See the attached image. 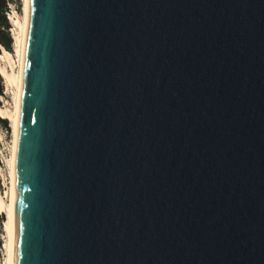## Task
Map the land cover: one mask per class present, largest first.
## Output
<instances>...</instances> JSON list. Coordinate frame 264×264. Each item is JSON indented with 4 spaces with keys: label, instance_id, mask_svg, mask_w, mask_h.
Instances as JSON below:
<instances>
[{
    "label": "water",
    "instance_id": "obj_1",
    "mask_svg": "<svg viewBox=\"0 0 264 264\" xmlns=\"http://www.w3.org/2000/svg\"><path fill=\"white\" fill-rule=\"evenodd\" d=\"M10 264H264V0H27Z\"/></svg>",
    "mask_w": 264,
    "mask_h": 264
},
{
    "label": "bare ground",
    "instance_id": "obj_2",
    "mask_svg": "<svg viewBox=\"0 0 264 264\" xmlns=\"http://www.w3.org/2000/svg\"><path fill=\"white\" fill-rule=\"evenodd\" d=\"M27 0H23L22 17L17 15L10 17L11 24L17 29L12 32V52L16 58L17 70L13 68V64L10 62L9 55L1 50L0 56V76L2 78V87L6 90H10L13 108L0 106V117L8 120L12 129V145L9 147V155L5 162L7 163L9 171V189L6 192L8 202L5 203L0 197V211L6 213L7 222H5V231L7 234V240L5 243V264H10V249L12 242L13 220H14V208L15 197L17 189V176H18V164H17V143H18V125L20 115L21 104V89H22V68H23V45H24V26L26 18ZM15 17V18H14ZM3 56L7 59L9 67L4 63Z\"/></svg>",
    "mask_w": 264,
    "mask_h": 264
},
{
    "label": "rangeland",
    "instance_id": "obj_3",
    "mask_svg": "<svg viewBox=\"0 0 264 264\" xmlns=\"http://www.w3.org/2000/svg\"><path fill=\"white\" fill-rule=\"evenodd\" d=\"M18 1L17 5V16L22 17V9H23V0L22 2ZM15 18V17H14ZM13 30L17 33V29L15 30V27L13 26ZM11 53L9 55L10 62L13 64V68L17 70V62L16 58L12 52V47L10 48ZM9 51V52H10ZM1 53V52H0ZM4 63L9 67L7 59L5 56H3ZM11 91L8 89H4V93L2 94L0 98V106L2 107H8L10 109L13 108V102L11 97ZM7 121V129H5L0 124V197L4 200L5 203L8 202L6 192L9 189V171L7 167V163L5 162V159L7 160V157L9 155V147L10 144L12 145V129L10 123ZM5 222H7V217L5 212L0 211V264H5V243L7 240V234L5 231Z\"/></svg>",
    "mask_w": 264,
    "mask_h": 264
},
{
    "label": "trees",
    "instance_id": "obj_4",
    "mask_svg": "<svg viewBox=\"0 0 264 264\" xmlns=\"http://www.w3.org/2000/svg\"><path fill=\"white\" fill-rule=\"evenodd\" d=\"M6 1L9 0H0V47H2L4 53L10 54L11 53L10 48L12 47L13 41L8 34L7 29L9 27V24L7 23L4 16V10L6 9ZM1 96H2V78L0 76V97ZM0 124L5 129H7L8 126L6 119L0 117Z\"/></svg>",
    "mask_w": 264,
    "mask_h": 264
},
{
    "label": "built area",
    "instance_id": "obj_5",
    "mask_svg": "<svg viewBox=\"0 0 264 264\" xmlns=\"http://www.w3.org/2000/svg\"><path fill=\"white\" fill-rule=\"evenodd\" d=\"M19 1L22 2L21 0H19ZM17 5H18V1L17 0L6 1V9L4 10L5 19H6L7 23L9 24V27H8L7 31H8V34H9L11 39H12V32L14 30H13V25L10 22V17L14 16V15H17V12H16ZM1 50H2V47H0V52H1ZM3 93H4V88L2 87V94Z\"/></svg>",
    "mask_w": 264,
    "mask_h": 264
}]
</instances>
